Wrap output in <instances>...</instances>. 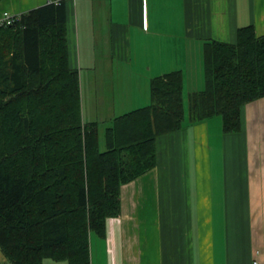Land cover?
Instances as JSON below:
<instances>
[{
    "label": "trees",
    "instance_id": "1",
    "mask_svg": "<svg viewBox=\"0 0 264 264\" xmlns=\"http://www.w3.org/2000/svg\"><path fill=\"white\" fill-rule=\"evenodd\" d=\"M1 1V0H0ZM69 0H52L0 26V250L9 264H90L92 235L121 213L120 190L157 162V140L219 116L225 134L264 98V34L203 45L204 88L184 96L173 70L149 83L148 105L99 126L83 120L72 63Z\"/></svg>",
    "mask_w": 264,
    "mask_h": 264
},
{
    "label": "crops",
    "instance_id": "2",
    "mask_svg": "<svg viewBox=\"0 0 264 264\" xmlns=\"http://www.w3.org/2000/svg\"><path fill=\"white\" fill-rule=\"evenodd\" d=\"M48 1L1 0L0 12L21 14ZM246 25L264 34V0L68 5L80 82L112 84L90 102L93 114L122 115L148 105L150 80L173 70L182 71L189 92L202 90L204 43H232ZM212 123L220 127L223 153L217 156L210 154ZM120 204L105 235L90 237V264H264V98L242 109L236 133L207 120L158 138L155 167L121 187ZM0 264H9L1 250Z\"/></svg>",
    "mask_w": 264,
    "mask_h": 264
},
{
    "label": "rangeland",
    "instance_id": "3",
    "mask_svg": "<svg viewBox=\"0 0 264 264\" xmlns=\"http://www.w3.org/2000/svg\"><path fill=\"white\" fill-rule=\"evenodd\" d=\"M111 86H112V84L110 81H106V82L102 83L100 81L97 82L95 80L87 81L84 78V80H82V82H80L81 106H82L83 120L85 122L93 120V121H96L98 123V126H99V145H100L101 151L105 150V145H104L105 129L110 126L112 119L114 117L119 116V115H117V114L116 115H113V114H110V115L93 114L92 109L89 106H90V102H92V101L98 102L101 100L100 97H104V95H105L103 93L104 87L107 90L108 89L110 90V89H112ZM189 91H191V89L186 84V86L184 88V96L185 97H187V93ZM106 99H108V98H103L102 102L106 103ZM103 109H101L100 111H103ZM209 120H213V122H215V121L221 122L219 116H214V117L208 119V121ZM215 127H216L215 123H212L211 134H210V143H211V153L210 154L212 156L221 155L223 153L222 149H220L221 148L220 142L218 141V133L220 132V127H217V130H215Z\"/></svg>",
    "mask_w": 264,
    "mask_h": 264
},
{
    "label": "built area",
    "instance_id": "4",
    "mask_svg": "<svg viewBox=\"0 0 264 264\" xmlns=\"http://www.w3.org/2000/svg\"><path fill=\"white\" fill-rule=\"evenodd\" d=\"M18 18H19V15L12 14L9 12H1L0 13V26L11 25L16 20H18ZM253 264H258V263L254 262Z\"/></svg>",
    "mask_w": 264,
    "mask_h": 264
}]
</instances>
